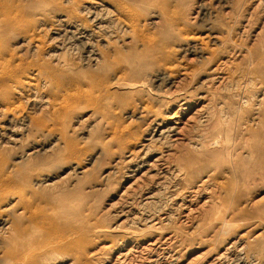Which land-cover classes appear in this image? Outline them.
<instances>
[{"label": "rangeland", "instance_id": "1", "mask_svg": "<svg viewBox=\"0 0 264 264\" xmlns=\"http://www.w3.org/2000/svg\"><path fill=\"white\" fill-rule=\"evenodd\" d=\"M102 5L112 11L104 19L114 22L109 36L90 18ZM69 19L94 30L97 75L88 48L67 32ZM193 32L199 38L191 39ZM2 60L0 256L20 258L0 264H171V255L176 264H209L242 234L249 253L264 255L255 240L264 226V0H0ZM212 67L223 78L201 84ZM242 89L246 104H238ZM155 92L208 94L214 118L199 121L193 104L181 115V139L149 146L148 158L186 157L188 174L157 191L163 196L152 206L164 209L146 222L140 191L152 178L131 168L155 123L178 108L154 99ZM144 105L152 112L141 117ZM220 120L235 126L233 152L215 161L190 156L198 134ZM213 166L195 201L213 202L187 213L183 195ZM212 203L236 225L222 245L209 223ZM208 248L215 250L209 256Z\"/></svg>", "mask_w": 264, "mask_h": 264}, {"label": "bare ground", "instance_id": "2", "mask_svg": "<svg viewBox=\"0 0 264 264\" xmlns=\"http://www.w3.org/2000/svg\"><path fill=\"white\" fill-rule=\"evenodd\" d=\"M100 10L101 11L104 10L105 12H100ZM86 12L89 13L91 11L87 10ZM107 16L108 17L112 16V11L110 9H108V10L105 9V5H102L101 8L95 10L90 15V18H92L91 19L92 21L98 20L96 25H95V29H94L95 31H102V30H105L106 28H108V30H106V31H107L108 36H109V35H111V27H112L114 22L111 19H110V21L108 19V22L105 21L104 19ZM65 24H67V26H69V29H68L69 31H67V32L72 33L73 35H71V36H74L76 39H79L80 41H82L84 43V45L88 48L87 52H88L89 60L88 59H86V60L91 61V63L93 62L95 65H97L96 68L94 69V71L92 72V75H97L98 72L100 71V68L102 65H101V61H99L100 60L99 59V53L96 50H94V48L91 45L90 38H89L90 35L92 34V32H94V30L93 31L84 30L80 23L73 21V20H70V19L67 20L65 22ZM68 38H70V37H68ZM190 38L191 39L199 38V35L196 32H193L190 34ZM4 62H5V60L0 61V72L1 73L8 72V70L6 71V67H5ZM87 63H85V64H87ZM37 68L38 69L36 71L39 74L41 72V67H37ZM209 72L211 73L210 76H208L206 79H204L201 82V84H203L204 82H207L208 80L217 81L216 83H219L220 79L223 78L221 75V71H220L219 67H212L209 69ZM156 77H158V76H156ZM164 77H166L165 74L159 76V78H157V81L164 80ZM139 85H141L140 87L144 86L143 84H139ZM133 89L135 90L136 88H133ZM244 93H245V89H242L239 92L238 104H242V102H244L245 104L247 103V100L244 99V96H243ZM151 94H152V97L154 99L161 100V101L168 100L167 102L169 104H176V105H178V108L173 113H171L168 116V118L161 120V121H157L155 123L154 127L152 128V132L150 133L149 138H147L145 140L146 142L143 143V145H141V146H143V149L144 148L145 149L144 150L142 149L141 152H139V154L137 156L135 155L136 156L135 157V165H134L135 167L131 168L132 175H136L141 170L144 169V172H142L143 175L144 174L146 176L149 175L152 178L151 184L147 185L144 188L141 187L142 189L140 191V195L144 197V200H146V202L144 204H142V205H146L145 207H143V214L140 215L141 216L140 219L144 218V220L142 219L143 221H146L148 219H149V221L154 220L158 215H160L159 214L160 212L157 210V209H159L160 206L159 207L156 206L157 208L155 207L156 209H154L153 203L155 201H153V200L155 198H157V196H161V195L163 196L162 191L159 192V195H158L157 191L161 187L162 188L166 187L165 184L168 183V179L169 178L174 179L176 177L185 178L188 174V171L185 168L186 167L185 164H188V162H186L188 160L186 157L167 160L164 158L163 153H158V155L156 157H154L155 156L154 155V156H151L150 158H148V156L150 155V153L153 150V148H150L149 146L152 145V142L155 141L156 139H161L163 141L168 140V139H173V140L181 139L183 137L181 135H184V130H185V128H183L184 122H183V118L181 115L184 112V110L191 109L193 104H196V106H197V109L195 110L194 113H196L198 115L199 121L210 122L214 118V115H212L210 113V111H212V110L210 107V103L207 99L208 94H204V93L196 94V93H194V94L187 95L184 92L183 93H176L173 95H166L165 93H162V92H155V93H151ZM193 102H195V103H193ZM143 109H145V111H142V113L140 114L141 117L142 116L146 117L150 112H152L151 106L144 105ZM144 112H146V113H144ZM235 135H236V130H235L234 125L226 124L225 122H223L221 120L220 121H214L211 124V126H209V128L206 132L202 131L200 134H198V136L195 139L196 142H194L192 144V148L189 151V155L191 156L192 152L195 151V153H196L195 157L208 159L210 161H215L219 158V155H222V153L231 154L233 152V149L236 145ZM31 154L32 153H29V155H31ZM29 155H27V156H29ZM132 156L133 155L129 154L128 158L131 160L132 158H130V157H132ZM196 160H198V159H196ZM212 168L213 169L210 170L209 174H207L205 176V178L200 179L199 180L200 182L198 181L199 183H195L194 185L189 187L188 188L189 190L183 195V199L185 200L184 201L185 209H186V207H188L187 213L188 212L192 213L191 211L193 209H197L200 206H203L205 204H210L211 202H213L210 197L205 198V200L201 204H198L195 202V201H197L198 196L202 192L204 184L206 182H208L211 179V176L215 173L216 166H213ZM202 172H206V171L203 170V171H201V173ZM142 173H141V175H142ZM151 173H153V174H151ZM155 176H157V179L155 178ZM154 178H155V180H154ZM158 202H160V200ZM137 205H139V204H136V206ZM161 208L164 209V207H161ZM128 211H130L129 208H128ZM209 211L212 214V216H211L212 218H211L209 223H214L216 225V227L218 229L216 232V237L221 239L220 245H222L223 241L227 237H229V235L234 231L236 225H235V223L226 219L225 214H226L227 210L224 209L223 207L217 208V207H215V204L212 203L210 205ZM164 214L169 216V213L165 212ZM158 221H159V219H158ZM146 222H148V221H146ZM1 223L3 224V227L6 225L5 228H8L9 225L7 223L6 218L2 219ZM153 223L155 224V222H152L151 224H153ZM150 226L154 227V225H150ZM156 227L157 226H155V228ZM159 227H161V226H159ZM147 228H148V226H147ZM149 229H152V228H149ZM157 230L161 231V229H158V228H157ZM130 233L132 234V236L134 235L133 232H130ZM242 235H240L237 239H235L231 243L227 244L223 248L224 249L223 251L220 250V252L214 253L215 258L212 259L213 262H211V263L212 264H264V263H262V260L264 259V255L257 256L255 254V252L253 254H251L246 250L247 242L243 241ZM255 237H256L255 238L256 242L260 241L261 243H264V240H263L264 226H263V232H261V234H257ZM154 242H153V244H154ZM150 244H152V243H150ZM155 245H153V246H155ZM159 245H160V243H159ZM134 247H136V245H134L129 250H127L124 254H122V257L120 258V260H123V259L128 258V257L130 258L132 251L136 252V249ZM141 249H143L142 251H145L144 249L148 250V248H144V247H142ZM161 250H162V248H161ZM165 250L168 251L169 255H170V252L173 254V251L171 249L167 248ZM208 250H210V251H208V252L204 251V254H205V252H207L205 255H208V256L211 254L212 251H215V250H212L210 248H208ZM149 251L152 253L151 248ZM155 251H153V253ZM160 253L162 254V252H160ZM142 254H143V252H142ZM147 254L149 255V253H147ZM139 255H140V253H139ZM146 256L147 255L145 254V256L144 255H142V257L139 256L141 259L139 257L138 258L140 260H142V258L146 257ZM161 256L162 255H160L158 258H160ZM172 256L173 255H171V264H176L177 263L176 259L178 257L176 256L177 257L176 258L175 255H174V257H172ZM3 258H5V259H3ZM19 258H20L19 253L9 252L6 255V257L0 256V263L17 262ZM166 258L164 257V260ZM139 259H137L138 262L140 261ZM149 259L152 262V261H155L156 258H154V255L151 254V255H149ZM144 260L146 261V259H144ZM150 260L146 261V262H150ZM162 260H160V261L162 262ZM211 263L209 262V264H211ZM155 264H157V263L155 262ZM158 264H159V262H158Z\"/></svg>", "mask_w": 264, "mask_h": 264}]
</instances>
